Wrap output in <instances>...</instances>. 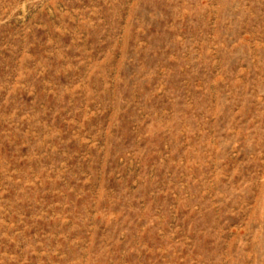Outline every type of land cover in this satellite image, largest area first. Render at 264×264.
I'll return each mask as SVG.
<instances>
[{
	"label": "rangeland",
	"instance_id": "1",
	"mask_svg": "<svg viewBox=\"0 0 264 264\" xmlns=\"http://www.w3.org/2000/svg\"><path fill=\"white\" fill-rule=\"evenodd\" d=\"M0 264H264V0H0Z\"/></svg>",
	"mask_w": 264,
	"mask_h": 264
}]
</instances>
